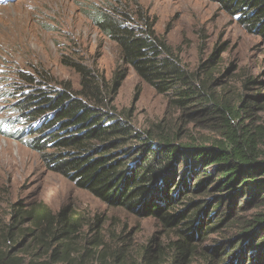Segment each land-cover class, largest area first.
<instances>
[{"label": "rangeland", "instance_id": "1", "mask_svg": "<svg viewBox=\"0 0 264 264\" xmlns=\"http://www.w3.org/2000/svg\"><path fill=\"white\" fill-rule=\"evenodd\" d=\"M92 5L134 14L141 8L182 65L192 73L200 72L217 99L237 105L242 97L251 104H256L254 98L264 97V38L209 0H0V247L11 246L5 242L6 231L18 215L16 210L30 212L44 205L53 214L70 209L80 218L81 232L66 241L73 264H175L179 251L174 244L185 239L179 228L103 203L50 168L46 155L52 152L41 154L30 148L32 136L17 137L24 128L17 124L15 105H22L20 94L30 88L26 78L40 83L45 75L49 90L59 91L65 85L79 90L80 76L62 63L69 59L104 76L107 87L115 81L120 84L117 94H110L113 106L138 132L162 123L184 142L210 146L221 139L219 122L188 116L194 109L171 105L120 63L116 43L86 14ZM252 81L257 85L245 87ZM257 105L251 112L253 121L264 126L263 100ZM245 194L238 196L224 224L228 204L217 209L213 191L196 198L202 207L212 202L208 212L214 213L213 223L210 216L204 219L210 231L189 243L181 264H264V248L252 250L264 231L253 242L243 243L240 229L253 216L264 214V206L249 202ZM17 227L21 235L34 229L27 218ZM32 239L30 234L18 240L17 253L27 261L49 259L50 250Z\"/></svg>", "mask_w": 264, "mask_h": 264}, {"label": "trees", "instance_id": "2", "mask_svg": "<svg viewBox=\"0 0 264 264\" xmlns=\"http://www.w3.org/2000/svg\"><path fill=\"white\" fill-rule=\"evenodd\" d=\"M209 1L264 38V0ZM88 10L94 26L116 43L123 66L132 69L171 105L194 109L188 116L219 122L221 139L213 140L210 146L184 142L162 123L138 132L128 118L116 114L113 106L110 94H117L120 84L115 81L107 87L104 76L69 59L62 63L80 76L79 90L69 85L59 91L49 90L45 75L44 83L26 78L30 88L20 94L22 105H15L17 124L24 128L17 137L32 136L30 148L41 154L52 152L46 155L50 168L103 203L156 218L165 227L179 228L185 239L174 244L179 253L173 262L181 264L189 243L210 228L204 219L210 216L213 223L214 213L208 212L212 202L202 207L196 201L198 196L206 197L213 191L217 209L228 204L223 224L244 192L249 202L264 206V126L256 125L251 114L260 99L264 103V97L254 98L256 104L242 97L237 105L217 99L202 82L200 72L192 73L182 65L141 8L136 14L94 5ZM249 85L256 86L257 81L245 87ZM58 129L60 133H56ZM16 212L6 231L5 242L11 246L0 247V264L74 263L66 241L78 235L82 226L70 209L53 214L41 205L30 212L23 208ZM24 217L34 229H26L24 232L29 233L21 235L16 232ZM241 228L243 243L253 242L264 231V214L253 216ZM30 234L33 243L41 242L47 252L50 250L49 259L27 261L17 253L18 240ZM260 248H264V236L252 250Z\"/></svg>", "mask_w": 264, "mask_h": 264}]
</instances>
